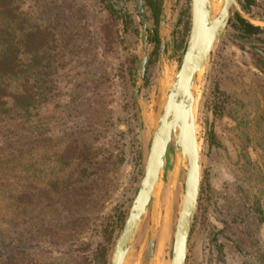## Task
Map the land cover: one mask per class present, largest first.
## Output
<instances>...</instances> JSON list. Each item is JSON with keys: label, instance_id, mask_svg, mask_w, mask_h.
<instances>
[{"label": "rangeland", "instance_id": "rangeland-1", "mask_svg": "<svg viewBox=\"0 0 264 264\" xmlns=\"http://www.w3.org/2000/svg\"><path fill=\"white\" fill-rule=\"evenodd\" d=\"M13 2L30 23L63 17L53 25L63 68L57 95L29 115L0 116V240L54 256L78 250L98 264L104 246L109 260L142 176L160 88L165 95L188 38L191 0H171L163 24L144 3L160 52L145 42L135 0ZM237 2L236 12L259 29L240 40L225 26L199 78L201 182L185 264H264V55L257 51H264V0ZM221 3L212 0V12ZM145 50L141 115L134 83ZM171 143L172 164L180 152ZM170 173L165 165L154 264H170L183 194L181 171L167 198ZM150 210L149 203L127 264H147Z\"/></svg>", "mask_w": 264, "mask_h": 264}, {"label": "water", "instance_id": "water-1", "mask_svg": "<svg viewBox=\"0 0 264 264\" xmlns=\"http://www.w3.org/2000/svg\"><path fill=\"white\" fill-rule=\"evenodd\" d=\"M164 5L162 20L165 18L168 4ZM119 5L121 2L118 1ZM141 28L146 39L145 15L142 0H135ZM191 15L189 20V33L179 68L173 78L166 94V102L160 111L157 121L151 125V134L148 139V151L144 162V169L140 177L136 192L131 198L126 218L116 236L113 250H111L110 264H127L128 254L142 224L149 203L151 204L146 260L151 264V254L154 249L157 200L161 190V179L164 166L172 167L176 171L173 177H168L169 191L167 198L174 193L175 183L182 171L183 194L176 217L172 247L170 251V264H185V254L189 232L194 220L197 196L200 190V161L199 149L196 139L195 103L198 91V82L210 58L211 49L223 31L229 18L230 8L238 11L236 0H222L216 14L212 13V0H191ZM146 42V41H145ZM164 43H161L163 50ZM262 54L264 52L259 50ZM147 60V52L141 57L138 75L134 83V96L143 115L144 107L139 99V81L143 77ZM173 135V136H172ZM170 136L174 139L177 159L169 163L168 144ZM175 152V146H174ZM173 152V153H174ZM182 158V159H181ZM178 159L181 166H177Z\"/></svg>", "mask_w": 264, "mask_h": 264}, {"label": "trees", "instance_id": "trees-1", "mask_svg": "<svg viewBox=\"0 0 264 264\" xmlns=\"http://www.w3.org/2000/svg\"><path fill=\"white\" fill-rule=\"evenodd\" d=\"M146 1L158 19L161 1ZM62 18L59 14L51 17L52 28L48 23H30L13 0H0V116L29 115L59 93L63 59L53 25L58 27ZM236 20L243 32L258 29L238 15ZM170 145L174 152V145ZM108 241L112 242L110 237ZM109 247L104 246L98 264H110ZM15 249L11 241L0 240V264H94L88 254L78 250L54 256L53 250Z\"/></svg>", "mask_w": 264, "mask_h": 264}, {"label": "flooded vegetation", "instance_id": "flooded-vegetation-1", "mask_svg": "<svg viewBox=\"0 0 264 264\" xmlns=\"http://www.w3.org/2000/svg\"><path fill=\"white\" fill-rule=\"evenodd\" d=\"M237 1V0H236ZM142 2H143V7H144V13H145V11H146V8H145V2L146 1H144V0H142ZM222 4V3H221ZM237 5H238V2H237ZM135 7H136V4H135ZM150 7V6H149ZM150 10H151V12H152V15H153V17L155 18V13H154V11H153V9H152V7H150ZM162 13H163V9H162V7L160 8V13H159V17H158V19H160L161 17H162ZM137 14H138V12H137ZM232 14H234V16L232 15ZM236 15H238L239 17H241L242 19H245V18H243L241 15H239L232 7L230 8V13H229V18H228V20L226 21V23H225V25H224V27L225 26H227V25H229L230 27H233V29L234 30H236V31H238V32H240L242 35H235L237 38H239L240 40H243L244 38H245V36H244V34H251V33H254V32H256L258 29H259V27H258V29L257 30H254L253 32H251V33H246V32H243V31H241L240 29H239V27L237 26L238 25V21L236 20ZM139 16V15H138ZM231 18H232V22H231V25H230V21H231ZM146 19V18H145ZM246 20V19H245ZM247 21V20H246ZM251 24V23H250ZM252 25V24H251ZM253 26H255V25H253ZM223 27V28H224ZM257 27V26H256ZM145 29H147V34H146V39H145V41H148V42H154V44L158 47V50H159V52L161 51V40H160V36H159V34H158V32L157 31H155L153 28H150V27H148V26H146V24H145ZM225 29V28H224ZM223 29V30H224ZM223 32V31H222ZM221 32V33H222ZM188 33H189V31H188ZM221 35V34H220ZM219 38V37H218ZM217 38V39H218ZM164 49H165V46H164ZM259 50H262V49H257V51L258 52H260ZM263 51V50H262ZM264 52V51H263ZM261 53V52H260ZM262 54V53H261ZM262 55H264V54H262ZM147 62H148V53H147V60H146V66H147ZM146 68V67H145Z\"/></svg>", "mask_w": 264, "mask_h": 264}, {"label": "bare ground", "instance_id": "bare-ground-1", "mask_svg": "<svg viewBox=\"0 0 264 264\" xmlns=\"http://www.w3.org/2000/svg\"><path fill=\"white\" fill-rule=\"evenodd\" d=\"M212 7H213V4L211 5V9H212ZM213 14H216L215 12H212ZM170 87V86H169ZM163 88L164 87H162V88H160V89H162V90H160V95H159V97H158V100H157V106H156V108H157V114H156V116H155V120L157 121V118H158V116H159V113H160V111L163 109V107H164V105H165V102H166V94L164 95L162 92H163ZM168 90H169V88H168ZM173 136V135H172ZM172 136H170V139H169V142H168V144H170L171 142H173L174 141V139H173V137ZM182 159V158H181ZM180 161V160H179ZM170 177H173L174 178V175L172 174V173H170V175H169V178ZM169 180H172V179H168V182H169ZM201 182V181H200ZM168 184V183H167ZM169 185V184H168ZM158 208V207H157ZM157 219H158V215H156V222H157ZM156 227H157V225H156ZM155 238H156V231H155ZM153 251H154V249H153ZM153 251H152V254H151V264H154V260H153Z\"/></svg>", "mask_w": 264, "mask_h": 264}]
</instances>
